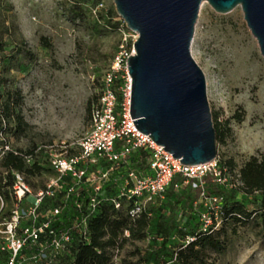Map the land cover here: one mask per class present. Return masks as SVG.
Here are the masks:
<instances>
[{"label": "rangeland", "instance_id": "rangeland-1", "mask_svg": "<svg viewBox=\"0 0 264 264\" xmlns=\"http://www.w3.org/2000/svg\"><path fill=\"white\" fill-rule=\"evenodd\" d=\"M79 2L83 19L74 21L75 0H0L4 44L0 92L22 93L21 113L28 125L21 134L0 136V188L2 180L6 184V171L1 167L6 146L25 153L39 147L50 148L54 154L79 152L78 144L90 127L89 107L98 104L106 74L121 51L134 53L139 36L117 14L114 0ZM191 51L206 76L212 114L218 115L219 122H230L231 134L224 144H218V159L221 164L234 160L239 170L251 158L264 156V56L242 8L219 14L204 2ZM46 157L35 160L43 168L41 174L24 175L34 194L52 182L59 183V192L65 187ZM241 198L250 212L260 209V195ZM44 205L47 210L51 207ZM14 207L12 191L0 189V216L9 217ZM155 223L153 216L151 228ZM226 228L227 250L222 255L212 254V263L264 264V239L256 221L237 227L236 234L232 226ZM180 237L173 238V246L180 243ZM157 248L150 229L143 240L130 241L113 251L114 263L127 260L136 264ZM5 259L0 253V264Z\"/></svg>", "mask_w": 264, "mask_h": 264}, {"label": "built area", "instance_id": "built-area-1", "mask_svg": "<svg viewBox=\"0 0 264 264\" xmlns=\"http://www.w3.org/2000/svg\"><path fill=\"white\" fill-rule=\"evenodd\" d=\"M132 55L121 51L106 74L89 130L78 144L79 152L54 154L50 148L39 147L35 156L26 157L32 163L40 155L47 156L59 181L63 180L64 190L59 192V183L52 182L34 194L24 175L15 173V207L9 217L0 216V253L6 255L3 264H71L73 249L90 239V223L103 204L129 210L136 219L151 206H161L178 178L183 183L175 184L176 191L185 185L198 193L194 208L199 210L200 232L211 234L221 228L225 198L213 193L209 183L235 189L240 185L238 172H229L219 159L208 165L185 166L138 131L131 115L128 60ZM120 79L125 84L118 92L116 81ZM137 154H148L145 172L132 166ZM47 201L49 210L44 205ZM3 209L4 205L1 212ZM125 235L130 238L128 231ZM194 241L188 237L186 243Z\"/></svg>", "mask_w": 264, "mask_h": 264}, {"label": "water", "instance_id": "water-1", "mask_svg": "<svg viewBox=\"0 0 264 264\" xmlns=\"http://www.w3.org/2000/svg\"><path fill=\"white\" fill-rule=\"evenodd\" d=\"M204 2L219 14L241 7L264 56V0H114L139 36L128 60L134 123L189 167L218 159L207 80L191 51Z\"/></svg>", "mask_w": 264, "mask_h": 264}, {"label": "trees", "instance_id": "trees-1", "mask_svg": "<svg viewBox=\"0 0 264 264\" xmlns=\"http://www.w3.org/2000/svg\"><path fill=\"white\" fill-rule=\"evenodd\" d=\"M72 15L75 16L74 21L83 19L84 12L79 0H75ZM112 20L113 16H111ZM42 41L46 47H49L46 39ZM3 50L4 44L0 37V51ZM124 84L121 79L116 81L118 92L119 87ZM119 96L122 100L121 93ZM23 102L24 97L20 92L6 94L0 92V136L13 132L21 134L28 128L21 113ZM93 108L89 107L90 113ZM237 119L239 123L243 121L239 116ZM213 120L217 132V143L224 144L231 134L230 122H219L217 114H213ZM34 154V151L25 153L11 148L10 151L3 152L1 167L6 171V184L3 180L1 181V190L9 188L12 191L15 173L27 177L42 173L43 168L38 161H35L38 158H35L32 165L26 160V157L35 156ZM147 158L148 154H137L132 158L133 168L138 172H145L148 167ZM222 166L232 174L238 172L240 185L235 189L226 190L212 182L209 183V189L213 193L225 198L223 224L216 232L211 234L200 232L199 210L194 208L198 193L191 186L185 185L176 191L175 184L183 183V180L178 178L161 206H151L146 213L136 219L131 218L129 210L118 211L113 205L103 204L90 223V239L75 246L69 258L70 263L114 264L113 251L122 249L130 241L143 240L150 229L158 248L148 258L136 264H214L211 262L212 254L222 255L227 250V225L232 226L236 234L237 227L256 221L262 229L264 239V156L251 158L239 170L232 159L225 161ZM3 194L8 196L9 192ZM257 194L260 195V209L250 212L241 197L251 198ZM59 203L58 200L57 204ZM153 216L156 223L151 228ZM127 231L130 233L128 239L125 238ZM179 235L181 244L173 246V238ZM188 237L195 238V241L187 244ZM121 264L134 263L125 260Z\"/></svg>", "mask_w": 264, "mask_h": 264}, {"label": "bare ground", "instance_id": "bare-ground-1", "mask_svg": "<svg viewBox=\"0 0 264 264\" xmlns=\"http://www.w3.org/2000/svg\"><path fill=\"white\" fill-rule=\"evenodd\" d=\"M208 3V2H207Z\"/></svg>", "mask_w": 264, "mask_h": 264}]
</instances>
